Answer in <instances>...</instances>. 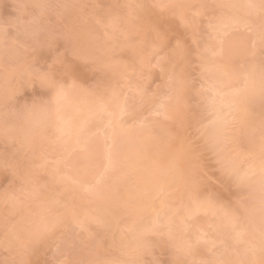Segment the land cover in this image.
Here are the masks:
<instances>
[{
    "label": "snow or ice",
    "instance_id": "1",
    "mask_svg": "<svg viewBox=\"0 0 264 264\" xmlns=\"http://www.w3.org/2000/svg\"><path fill=\"white\" fill-rule=\"evenodd\" d=\"M85 7L31 6L38 31L24 43L33 55L5 53L0 136L12 147L0 156V202L64 184L103 201L106 214L53 199L20 233L6 220L4 246L17 252L11 264H264V0L96 4L87 17L59 11ZM239 9L250 17L243 36L234 35ZM164 15L193 32L206 28L213 43L194 40L193 50L162 24ZM125 50L131 60L118 54ZM154 70L162 83L149 90ZM89 78L96 83L85 87ZM37 88L31 99L20 97ZM75 94L94 100L86 118L79 105L65 113ZM124 139L137 145L134 158L121 180L106 184ZM44 142L72 146L50 159ZM206 163L219 173L218 186L208 183ZM46 248L50 260L33 259Z\"/></svg>",
    "mask_w": 264,
    "mask_h": 264
},
{
    "label": "rangeland",
    "instance_id": "2",
    "mask_svg": "<svg viewBox=\"0 0 264 264\" xmlns=\"http://www.w3.org/2000/svg\"><path fill=\"white\" fill-rule=\"evenodd\" d=\"M153 0H0V71L3 70L5 53H7L9 59H24L33 55L31 48H29L24 41L31 42L35 40V36L32 33L38 31V25L32 22L31 6L33 5H49V4H69V5H87L83 9H60L59 11L65 14L80 15L87 17L92 11V5H122L126 3H143L151 4ZM177 3H190L200 4L207 3L212 4L219 2V0H175ZM236 3H244L246 0H233ZM27 6V7H18ZM118 11H125L123 9H117ZM48 9H40L42 16L48 14ZM154 16H161L157 10L152 9ZM236 15L240 19L239 30L234 33L236 36H243L246 33L243 31V23L250 19L247 16L245 9H239ZM162 24L165 26H171L174 33L182 34L186 43L195 50L193 41H197L200 45L213 43L211 33L206 28H201L199 32H193L187 30L180 23L179 19L174 17H168L164 15L162 17ZM10 25V27H6ZM5 32L8 35H5ZM122 59L131 60V54L129 52L122 51L118 53ZM194 63H198L195 59ZM37 67H46L43 63H38ZM198 71V69H197ZM91 77V73L88 74ZM115 82V80L113 81ZM96 83L95 79L89 78L85 82V87H89ZM162 83V75L159 70H154L150 80L145 81L149 90H155L158 84ZM2 84H0V96H2ZM33 91L39 93L40 89L28 90L20 93V97H27L29 99L33 96ZM39 98V97H37ZM94 100L92 97L86 95L75 94L71 97L69 103L65 106V113L68 115L73 114V106L79 105L83 112L80 113L81 118H86L88 109L93 105ZM199 111V109H197ZM131 135V134H130ZM39 140V138H37ZM71 142L68 145L55 144L44 142L43 154L50 159H56L58 155L64 150L65 147L71 148ZM11 145H5V141L0 136V156L4 154L6 150H11ZM137 145L128 139H124L120 148V156L118 158V164L114 171L110 173L106 179V184H113L123 178V174L126 173L129 168V162L134 158ZM39 155V150H38ZM36 162H39L37 159ZM144 167H148V162L144 161ZM204 171L206 172L207 180L210 185L218 186L217 177L219 173L216 171L211 163H206ZM10 179V178H9ZM89 180L93 177L90 175ZM37 179V183H38ZM6 186V179L2 172H0V187ZM30 188H26L24 192L17 194V200L14 203H10L5 206L0 202V264H11V262L17 258V252L15 246H4V233L5 222L8 221V228L10 232L20 233L26 230L40 221L41 213L48 201L53 199H60L67 201L70 205L75 206L76 210L81 214L90 215H105L107 205L103 201L89 202V200L79 191L73 190L71 185L64 184H49L40 188L38 196H30ZM95 228V225H92ZM255 227H250L248 234L244 237L249 243L255 242L256 237ZM55 237L53 238V240ZM157 255H160L162 259H169L170 253H161L160 249H155ZM52 257V249L46 248L37 253L33 259L44 261L50 260Z\"/></svg>",
    "mask_w": 264,
    "mask_h": 264
}]
</instances>
